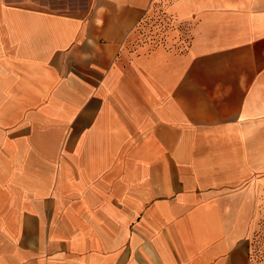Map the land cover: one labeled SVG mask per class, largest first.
<instances>
[{"label":"crops","instance_id":"crops-1","mask_svg":"<svg viewBox=\"0 0 264 264\" xmlns=\"http://www.w3.org/2000/svg\"><path fill=\"white\" fill-rule=\"evenodd\" d=\"M0 264H264V0H0Z\"/></svg>","mask_w":264,"mask_h":264}]
</instances>
